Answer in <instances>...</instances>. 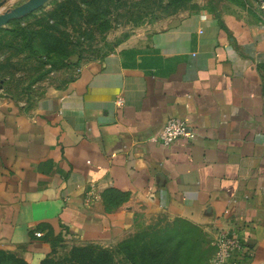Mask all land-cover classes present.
<instances>
[{
	"label": "crops",
	"instance_id": "1",
	"mask_svg": "<svg viewBox=\"0 0 264 264\" xmlns=\"http://www.w3.org/2000/svg\"><path fill=\"white\" fill-rule=\"evenodd\" d=\"M169 118L194 138L152 140ZM157 216L237 232L226 264H264V17L171 18L26 107L0 101V248L39 264Z\"/></svg>",
	"mask_w": 264,
	"mask_h": 264
},
{
	"label": "rangeland",
	"instance_id": "2",
	"mask_svg": "<svg viewBox=\"0 0 264 264\" xmlns=\"http://www.w3.org/2000/svg\"><path fill=\"white\" fill-rule=\"evenodd\" d=\"M26 1L0 0V14ZM201 10L264 17L261 0H48L0 26V101L26 107L45 84L143 40L171 18ZM129 238L125 255L119 245ZM59 242L51 264H209L215 251L201 228L166 216L145 218L134 233L108 245ZM16 256L0 248V264H24Z\"/></svg>",
	"mask_w": 264,
	"mask_h": 264
},
{
	"label": "built area",
	"instance_id": "3",
	"mask_svg": "<svg viewBox=\"0 0 264 264\" xmlns=\"http://www.w3.org/2000/svg\"><path fill=\"white\" fill-rule=\"evenodd\" d=\"M195 136V132L184 121L178 118H169L160 132L151 139L159 141L164 145H168L177 139L191 140ZM40 236V233H36ZM215 251L209 264H226L230 258L245 251L246 238L237 232H220L214 240ZM250 250H246V254Z\"/></svg>",
	"mask_w": 264,
	"mask_h": 264
},
{
	"label": "water",
	"instance_id": "4",
	"mask_svg": "<svg viewBox=\"0 0 264 264\" xmlns=\"http://www.w3.org/2000/svg\"><path fill=\"white\" fill-rule=\"evenodd\" d=\"M48 0H27L26 2L16 6L12 9L4 11L0 14V26L6 24L9 20L24 16L39 7H41ZM262 8L264 10V0H261Z\"/></svg>",
	"mask_w": 264,
	"mask_h": 264
},
{
	"label": "trees",
	"instance_id": "5",
	"mask_svg": "<svg viewBox=\"0 0 264 264\" xmlns=\"http://www.w3.org/2000/svg\"><path fill=\"white\" fill-rule=\"evenodd\" d=\"M31 39H32V37H29V40L27 41V45H28V49L29 50H32V45H31ZM137 236V235H136ZM135 236H133L132 238H134ZM133 239H131V238H129V239H127V240H124V241H122L121 243H120V245H119V250H120V252L121 253H124L125 255H126V253L128 254V250H126L125 252H123L124 251V249L126 248V246H127V244H129L131 241H132ZM54 243V242H53ZM91 244H93V243H84V244H82L83 246H92ZM54 245V244H53ZM52 251H53V248H52ZM52 251H51V253H52ZM75 251V250H74ZM84 252L85 251H83V252H78L79 254H80V256H82L83 254H84ZM17 257V256H16ZM18 259L20 260V262H22V263H24V264H26V262L22 259V258H19L18 257ZM52 258L50 257V254L49 255H47L46 257H44L40 262H39V264H51L52 263V260H51ZM127 260H128V258H127Z\"/></svg>",
	"mask_w": 264,
	"mask_h": 264
}]
</instances>
